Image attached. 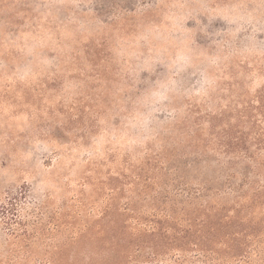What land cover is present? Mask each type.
Listing matches in <instances>:
<instances>
[{
    "label": "rangeland",
    "instance_id": "1",
    "mask_svg": "<svg viewBox=\"0 0 264 264\" xmlns=\"http://www.w3.org/2000/svg\"><path fill=\"white\" fill-rule=\"evenodd\" d=\"M262 128L264 0H0V264H189Z\"/></svg>",
    "mask_w": 264,
    "mask_h": 264
},
{
    "label": "trees",
    "instance_id": "2",
    "mask_svg": "<svg viewBox=\"0 0 264 264\" xmlns=\"http://www.w3.org/2000/svg\"><path fill=\"white\" fill-rule=\"evenodd\" d=\"M255 139L262 145L260 150H264V128ZM244 157L247 165L241 171L243 175L241 179L238 181L233 172L229 175L232 177L229 188L238 193L230 210L227 203L215 208L208 204L206 206L199 204V209L202 210L199 215L203 217L185 216L174 222L172 218L168 219L169 228L162 233L159 232L162 239L171 243H181L182 252L175 254L179 260L189 264H213L212 260H215V254L220 252V249L214 250L211 247L218 242L227 253L229 251L233 253L235 262H229L227 258L222 260L227 261V264H264V160L259 161L255 152L251 154L250 150H247ZM209 188L215 192L224 189L221 184L213 183L209 186L204 184L203 189ZM18 199H20L18 194L11 196L1 206L2 211L14 214L18 209ZM209 209L214 210L212 216L207 212ZM12 220L13 218L9 219L10 223L6 221L7 224L10 225ZM235 225L241 227L243 235L229 230V227ZM155 229L156 226L153 227V230ZM200 242H203V246H200Z\"/></svg>",
    "mask_w": 264,
    "mask_h": 264
}]
</instances>
